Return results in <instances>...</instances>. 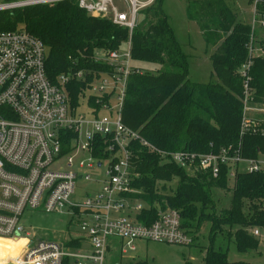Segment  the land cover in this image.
<instances>
[{"label": "built area", "instance_id": "built-area-1", "mask_svg": "<svg viewBox=\"0 0 264 264\" xmlns=\"http://www.w3.org/2000/svg\"><path fill=\"white\" fill-rule=\"evenodd\" d=\"M155 1L0 0V13L77 2L90 17L109 20L131 35L140 12ZM258 4L255 0L250 57L258 52L264 57V51L256 48L255 30L264 31V14L257 13ZM130 50L128 43V51L122 56L120 51L106 52L104 58L96 55V62L114 67L113 74L98 76L82 70L61 75L53 84L46 72L47 48L43 42L24 29L0 31V239L26 241L8 264H106L113 239L122 243V255L135 252L137 241L190 247L193 239L182 229L178 211L159 209L151 223L139 220L145 206L138 198L143 193L134 187L140 178L133 171L134 143L186 172H208L218 178L225 167L229 180L238 173L262 172L258 161L243 158L240 150L222 149L218 154L164 152L128 128L122 108L131 73ZM251 64L241 72L245 79L241 136L256 125L246 116L255 105L249 87ZM88 76L93 82L85 95L99 105V109L90 108L92 120H86L81 109L73 108L66 89L71 81H86ZM80 155L83 158L76 161ZM63 158L66 161L61 166ZM53 166L59 169L52 170ZM102 169L106 173L97 192L84 202L73 201L77 182H92L91 172ZM40 208L47 213L68 210L77 216L83 238L66 246L44 241L32 244L22 238L24 213ZM253 235L261 234L255 230Z\"/></svg>", "mask_w": 264, "mask_h": 264}, {"label": "trees", "instance_id": "trees-1", "mask_svg": "<svg viewBox=\"0 0 264 264\" xmlns=\"http://www.w3.org/2000/svg\"><path fill=\"white\" fill-rule=\"evenodd\" d=\"M257 1V13L264 14V0ZM164 2L156 0L142 10L131 35L109 20L90 17L77 2L0 13V31L24 29L41 40L47 48L46 72L53 84L61 75L82 70L98 76L113 74L112 65L96 62L97 52L120 51L131 43V73L122 108L128 128L164 152L218 154L232 148L233 152L240 150L243 158L257 161L264 155V124L254 125L240 135L245 99L241 72L249 63L251 98L255 105L264 106V57L249 55L251 26L239 19L226 0H186L188 21L199 25L206 45L213 48L210 60L219 81L194 83L190 79V57L176 38ZM148 65L157 69L149 71ZM92 82V76H88L86 81L73 80L66 86L73 108L88 105L99 109L96 99L90 98V103L85 99ZM131 151L133 171L140 176L134 187L143 193L138 198L145 206L139 216L141 222L151 223L159 209L176 210L182 229L193 241L192 233L198 231L194 225L199 229L203 221L209 222L212 247L207 250L204 264H230L228 254L213 247L223 226L237 228L228 241H233L239 252L258 248L260 240L253 230L264 228L263 171L238 173L230 208L208 221L209 216L200 215L201 209L212 203L214 206L212 189L229 190L227 168H221L218 178L202 171H195V177L139 143H134ZM175 179L176 188L165 194L166 186L159 185ZM72 244L78 247L77 242ZM9 261L6 255L0 257V264Z\"/></svg>", "mask_w": 264, "mask_h": 264}, {"label": "rangeland", "instance_id": "rangeland-1", "mask_svg": "<svg viewBox=\"0 0 264 264\" xmlns=\"http://www.w3.org/2000/svg\"><path fill=\"white\" fill-rule=\"evenodd\" d=\"M227 5L232 8L238 15L239 19L248 25H253L255 0H226ZM164 11L170 19V25L173 28L179 44L183 51L190 57V79L198 84H218V78L214 74L212 62L210 60L213 54V48L208 47L201 35L199 25L195 22H189L187 18V2L186 0H165ZM264 33L257 28L256 30V48L260 51L264 47ZM128 51V44L120 49L121 56ZM101 58L106 52L98 51L96 54ZM261 57L260 52L257 54ZM256 55V57H258ZM157 69L154 65H148L147 70L154 72ZM114 71V70H113ZM115 72V71H114ZM97 84V82H94ZM89 96V95H88ZM86 96L87 102L91 99ZM90 100V101H89ZM81 111L85 114L86 120H92L90 108L88 105L82 106ZM248 120L255 122L256 126L264 124V107L253 105L246 112ZM87 132L86 128L82 131ZM83 142V138L80 140ZM83 158L80 155L76 158L79 161ZM61 166L65 164L66 158H63ZM262 171L264 172V155L258 158ZM244 169L245 167L242 166ZM59 167L53 166L52 170H58ZM106 170L92 171V182L78 181L76 185V194L73 196V201L84 202L88 196H93L98 189L99 183L103 180ZM191 176H197L196 172H188ZM235 180H228L229 190L212 189L211 198L214 202L211 205L201 209V216H209L206 220H211L213 217L219 216L225 210L229 209L232 200V189L235 185ZM178 184L175 179L169 184H160L162 188L166 186L165 194H170ZM201 207V206H199ZM214 207V208H213ZM264 206L262 207V209ZM248 211V208H246ZM249 214V213H248ZM20 225L23 228L22 238L29 239L32 244L39 241L57 243L66 246L72 240L83 238L81 232V220L71 214L68 210L60 212L47 213L43 208L37 210H27L21 218ZM194 227L198 230L192 233L194 236L193 244L190 247L170 245L166 243L155 242H140L137 241L136 251H128V254L122 255V243L113 239L111 251L107 254L106 264H139L142 262L148 264H204L207 250L212 247L210 240L211 224L203 221L201 228L197 225ZM259 230L260 244L257 249L241 253L237 250L236 244L231 241L229 236L234 235L237 228L222 227L221 233L215 238L213 247L215 250L222 249L228 254L230 264H264V228H254L253 231ZM26 244L25 240H7L0 239V257L6 255L11 260L17 257L22 247ZM8 264V262L6 263Z\"/></svg>", "mask_w": 264, "mask_h": 264}, {"label": "crops", "instance_id": "crops-1", "mask_svg": "<svg viewBox=\"0 0 264 264\" xmlns=\"http://www.w3.org/2000/svg\"><path fill=\"white\" fill-rule=\"evenodd\" d=\"M257 30V29H256ZM256 30H255V38H256ZM263 33H264V31L262 30V29H260ZM177 38V37H176ZM263 38H264V36H263ZM257 40V39H256ZM256 44H258V43H256Z\"/></svg>", "mask_w": 264, "mask_h": 264}]
</instances>
